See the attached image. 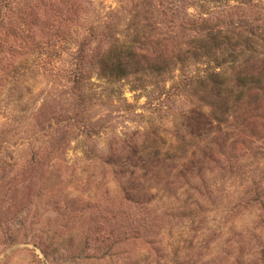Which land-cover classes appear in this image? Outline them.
<instances>
[{
	"label": "rangeland",
	"instance_id": "374dc122",
	"mask_svg": "<svg viewBox=\"0 0 264 264\" xmlns=\"http://www.w3.org/2000/svg\"><path fill=\"white\" fill-rule=\"evenodd\" d=\"M130 1L78 0L79 29ZM216 9L194 0L186 24ZM64 82L39 73L17 103L0 80V264H264V118L200 124L198 139L183 96L161 116L126 86L123 100L86 102ZM79 115L90 121L85 136ZM138 144L161 157L140 168ZM175 146L180 157L162 155Z\"/></svg>",
	"mask_w": 264,
	"mask_h": 264
},
{
	"label": "trees",
	"instance_id": "16d2710c",
	"mask_svg": "<svg viewBox=\"0 0 264 264\" xmlns=\"http://www.w3.org/2000/svg\"><path fill=\"white\" fill-rule=\"evenodd\" d=\"M180 1L178 8L174 0L162 8L160 0H131L125 12L115 10L112 18L79 29L78 0H0V80L17 103L28 92L22 85L39 73L65 81L77 101L123 100L126 86L161 116L183 96L187 111L197 114V129L189 132L198 139L200 124L208 131L212 123L227 130L232 115L244 125L249 117L264 118V0H203L217 8V16L192 26L185 17L192 16L187 8L194 0ZM232 16L239 19L236 27ZM77 121L87 135L90 121L80 115ZM147 129L156 136L152 120ZM177 149L162 155L176 159ZM131 152L140 168L161 157L157 148L139 144Z\"/></svg>",
	"mask_w": 264,
	"mask_h": 264
}]
</instances>
